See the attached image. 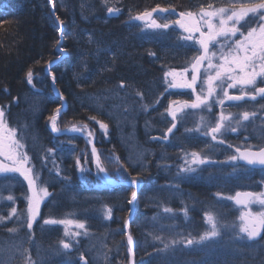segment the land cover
<instances>
[{
    "label": "trees",
    "instance_id": "obj_1",
    "mask_svg": "<svg viewBox=\"0 0 264 264\" xmlns=\"http://www.w3.org/2000/svg\"><path fill=\"white\" fill-rule=\"evenodd\" d=\"M226 3L227 0H0V108L5 111L9 127L17 129V138L24 137V150L31 157L34 173L38 171L40 175L38 185L52 193L42 203L41 214L31 230L22 222L23 217L0 221V264H28L29 257L32 264L130 261L124 227L134 188L99 181L84 138L79 134L55 135L48 128V118L62 107L45 73L48 64L60 57L56 44L60 28L51 4L63 25L60 48L67 53L51 69L57 90L68 104L57 118V127L64 130L86 124L84 133L92 132L102 165L109 173L116 172L117 164L107 157L115 155L132 176L141 174V190L129 229L135 244L134 264H264V238L234 241L231 230L222 231L220 238L202 247L177 246L167 254H158L162 245L153 239L157 235L178 239L176 233L198 236L206 230V210L217 214L223 223L238 225L242 209L226 197L237 191H264V169H249L240 163L235 175H230L231 164L221 163L202 165L197 173L176 179L184 166L185 153L197 151L223 162L236 154V147H254L247 141L254 135H260L256 144L264 146V123H241L235 133L228 131L219 136L218 141H224L220 144L204 135V127L186 131L197 127L201 115L214 125L205 110H188L183 120L178 118L168 139H162L172 123L166 112L169 102L194 98L190 90L166 91L164 72L189 67L196 50L178 39L184 33L177 25L145 30L144 24L135 19L138 13L151 11L157 5L175 8L178 14ZM108 8L118 12L109 13ZM167 14L166 19L159 18V23L175 20V15ZM29 69L34 74L32 84L26 78ZM244 111L255 113V119H264V99L229 107V112L238 118ZM98 121L108 125L107 134ZM250 124L253 132L247 130ZM49 149L52 154H48ZM77 158L80 166L91 171L82 175ZM27 194V182L19 173L0 175V216L7 218L13 207L18 212L26 209ZM9 195L15 199L7 200ZM105 206L113 209L110 219L105 218ZM165 207L173 212L163 214ZM185 207L187 218L183 214ZM49 218L83 221L89 235L79 237L71 250H63L59 241L66 239L64 226H45L43 220ZM13 228L17 229L14 233L9 231ZM71 230L77 231L75 227Z\"/></svg>",
    "mask_w": 264,
    "mask_h": 264
},
{
    "label": "snow or ice",
    "instance_id": "obj_2",
    "mask_svg": "<svg viewBox=\"0 0 264 264\" xmlns=\"http://www.w3.org/2000/svg\"><path fill=\"white\" fill-rule=\"evenodd\" d=\"M109 13L118 12V9L108 8ZM154 13L164 14L170 13L178 15L179 18L172 21L174 25H178L179 29L183 30V35L178 39L185 42L188 46L196 50V54L192 56L189 67H184L181 70L175 68L164 72V81L167 85L166 91L169 89L190 90L194 99L184 101H170L166 109L168 116L171 117V126L167 128L164 134V140L168 139V134L172 133L177 127L178 118L183 120L189 113L188 110H206L209 114L212 113L213 102L221 106V110L215 118L214 125L212 121L205 116L199 117V123L195 129H186V131H200L201 127L207 129L204 132L205 136H210L212 141L223 144V140L218 141V136L231 131L235 133L237 128L243 121H248L250 117H254L255 113L244 111L239 115V119L233 114H224L223 106L225 102H239L247 97L250 100H256L257 97L264 98V87H257L258 83H264V0H227L225 6L215 7L213 4H208L207 7H200L198 12L181 11L176 13L175 8H161L157 5L151 11L138 13L136 20L143 22L145 30H161L168 29L169 23H158L153 18ZM58 20L59 17H56ZM253 22H255L253 24ZM59 30V29H58ZM238 37V38H237ZM190 42V43H189ZM57 51L60 53V58L65 55L62 48L59 47L60 41H56ZM155 55V53H151ZM57 61L50 62L55 63ZM49 64V67H50ZM190 75V78H189ZM27 82L32 84L34 74L32 69L26 73ZM55 77L53 76V81ZM226 85V86H225ZM199 88V91L197 89ZM229 89L239 91V95L230 94ZM251 90V91H246ZM60 100L64 97L60 94ZM99 99V98H97ZM146 107V106H145ZM56 114L50 116L49 122L51 131L54 133L61 132L57 127V115L61 109L58 107ZM95 120V117H91ZM100 128L107 134L108 125L99 122ZM235 124V127L230 125ZM87 130V125H81L77 128L72 126L71 131L84 132ZM92 132H88V142L92 143ZM17 129L9 127L5 118V111L0 108V157L11 163L9 166L4 161H0V175L19 173L27 182L28 194L25 195L26 209L18 212L16 207L11 208L7 218L0 216V221L16 217L20 220L23 217L24 223L28 230L33 228V224L41 214V205L47 198L52 196L46 187H40L39 172L34 173V168L31 166V157L24 150L25 145L21 141L24 137L21 135L17 138ZM231 147V145H229ZM235 155L226 158L225 161H213L208 156H202L200 152L192 151L185 153L184 166L178 170L176 179H183L187 175L195 174L202 165L211 164H231L233 173L237 172L236 165L243 162L246 168L260 167L264 169V147L258 150H251V147L235 148ZM48 154H52V150H48ZM93 161L96 166V177L99 181L106 185L119 183L133 188H139L142 180L139 179L140 173L132 176L127 172V169L120 163L119 157L109 155L107 159L117 164V169L114 174H111L103 167L100 154L93 144L91 149ZM190 157V159H189ZM131 162V157L129 158ZM87 162V158H85ZM77 166L81 174L90 172L91 169L80 166V160H76ZM57 175L59 171L57 170ZM115 176V179L113 178ZM261 183H264L262 181ZM172 187V185H166ZM218 197L220 193L216 194ZM137 198V191H132L128 200L131 205ZM15 198L11 195L7 200L13 201ZM233 201L242 209L239 216V224H226L221 222L218 215L211 210L204 211V221L206 230L198 236L189 234L185 236L183 233H176L179 238L166 239L164 236H154L153 239L158 241L162 247L158 249V254H167L169 251L175 250L177 246L185 248L202 247L203 245L215 242L221 237L222 231L231 230L235 233L233 240L240 241L247 239L254 241L262 237L264 233V191L260 192H240L237 191L234 196L226 197ZM259 206V211H252V206ZM113 209L105 206L104 215L106 219H110ZM131 212V209H130ZM171 208H163V214H170ZM183 214L188 217V208L183 209ZM155 222L157 217L152 218ZM125 221V227H127ZM43 224L48 225H63L64 236L66 239L59 241L63 250H71L74 243H78V238L89 235L87 225L83 221L73 219H44ZM71 227H75L77 231H72ZM165 227L161 225V228ZM83 230V231H80ZM10 232H16L17 229H9ZM128 251L132 252L133 237L129 232L127 234ZM83 258V257H82ZM28 264H32L31 258H28Z\"/></svg>",
    "mask_w": 264,
    "mask_h": 264
},
{
    "label": "water",
    "instance_id": "obj_3",
    "mask_svg": "<svg viewBox=\"0 0 264 264\" xmlns=\"http://www.w3.org/2000/svg\"><path fill=\"white\" fill-rule=\"evenodd\" d=\"M51 9H52V12L54 13V18H55V21H56V23H57V25L59 26V28H60V45H59V47H61V44H62V34H63V25H62V23H61V21L58 19H56V15H55V9H54V7H53V5L51 4ZM58 47V46H57ZM65 52V51H64ZM67 56V53L65 52V55L62 57V58H60L59 60H58V58L57 59H55L54 61H57V62H55V63H51L50 64V67H49V64H48V66L45 68V73L47 74V75H49L50 76V78H51V89H52V91L54 92V94H55V96H57V97H60V94H59V92H58V90H57V85H56V78H55V80L53 81V76H54V74L51 72V69L54 67V65H56L58 62H60L61 60H63L65 57ZM53 62V61H52ZM55 77V76H54ZM247 98V97H246ZM245 98V99H246ZM67 107H68V104H67V101L65 100V99H63V101H62V107L60 108L61 109V111H60V113L57 115V118H59L60 116H61V114L63 113V112H65L66 110H67ZM54 114H56V111L54 112ZM53 114V115H54ZM48 128H49V130L51 131V126H50V122H49V125H48ZM77 128H79V127H77ZM71 129H72V127H68V128H66V129H64V130H61V132H58V133H54V132H52L53 134H55V135H64V134H79L82 138H84V140L89 144V146H90V149H92V146H93V144L95 145V139L94 138H91V140H92V143H89L88 142V136H87V134H85L84 132H75V131H71ZM96 147V146H95ZM255 151V150H254ZM239 163H241V164H244L243 162H239ZM255 168H260V167H255ZM115 179V178H114ZM116 184H119V183H116ZM127 186V185H126ZM130 187V186H129ZM133 188V187H132ZM134 190L135 191H137V197H138V194H139V192H140V190H141V186L139 187V188H134ZM137 199V198H136ZM136 201V200H135ZM135 201L130 205V209H131V212H130V214H129V216H128V219H127V227H124V229H125V232H126V236H127V234L129 233V229H130V225H131V223H132V221L134 220V217H135ZM132 252L130 253V261H129V264H134V262H135V244H134V241H133V244H132ZM82 264H86V262H85V260H83V262H82Z\"/></svg>",
    "mask_w": 264,
    "mask_h": 264
},
{
    "label": "rangeland",
    "instance_id": "obj_4",
    "mask_svg": "<svg viewBox=\"0 0 264 264\" xmlns=\"http://www.w3.org/2000/svg\"><path fill=\"white\" fill-rule=\"evenodd\" d=\"M168 14L167 13H164V14H159V13H154L153 14V18L154 19H156L157 20V22L159 23V18L161 17H163V18H165L166 19V16H167ZM175 20L176 19H178L179 18V16L178 15H175ZM141 22V21H140ZM143 23V22H142ZM169 25H174V24H172V23H169ZM177 27H179L178 25H177ZM183 31V30H182ZM238 38V37H237ZM189 78H190V75H189ZM226 86V85H225ZM172 90H181V89H172ZM231 90H233V89H229V93L231 94ZM235 90V89H234ZM197 91H199V88L197 89ZM194 99V98H193ZM227 102V101H226ZM226 102H225V104H224V106H223V110H224V114L225 115H228L230 112H229V107H227V105H226ZM220 110H221V106L220 105H217V104H215V102H213V109H212V113L211 114H209L206 110L204 111V113L206 114V116L207 117H211L213 120H214V123H215V118H216V116H218V114H219V112H220ZM237 119H239L238 117H236ZM243 123V122H242ZM213 124V123H212ZM235 126V124L233 123L232 125H230V127H234ZM219 137V136H218ZM218 139V138H217ZM87 143V142H86ZM0 161H4L5 163H7L9 166H12L11 165V163L10 162H8V161H6V160H4V158L3 157H0ZM252 211H259V206H257V205H253L252 206Z\"/></svg>",
    "mask_w": 264,
    "mask_h": 264
},
{
    "label": "flooded vegetation",
    "instance_id": "obj_5",
    "mask_svg": "<svg viewBox=\"0 0 264 264\" xmlns=\"http://www.w3.org/2000/svg\"><path fill=\"white\" fill-rule=\"evenodd\" d=\"M257 87H264V83H258L257 84ZM246 91H251V90H246ZM231 94H235V95H239L240 93H239V91L238 90H231ZM258 99H264V98H261V97H257V99L256 100H250V99H248V98H246L245 100H243V101H239V102H226V105H227V107H232V106H234V105H237V104H239V103H242V102H247V101H251V102H256ZM255 117V116H254ZM254 117H250V119L248 120V121H243V123L244 122H252V121H254V122H256L255 120H257V122L258 123H264V119H258V118H254ZM253 118V119H252ZM259 120V121H258ZM253 125L252 124H250L248 127H247V130L248 131H250V132H253V128H251ZM260 135H254V138L252 137V138H248V140L247 141H249V142H251V143H254V147H251V150H258L260 147H264V146H258L259 144H256V139H260V137H259ZM245 148H247V147H245ZM243 149V148H242ZM241 164V163H240ZM242 165H244V164H242ZM251 169H261V168H251Z\"/></svg>",
    "mask_w": 264,
    "mask_h": 264
}]
</instances>
